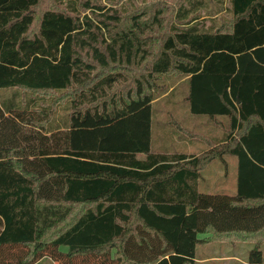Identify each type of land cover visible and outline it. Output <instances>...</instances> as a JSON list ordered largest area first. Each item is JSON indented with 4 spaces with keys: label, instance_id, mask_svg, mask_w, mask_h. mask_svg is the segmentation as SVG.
Segmentation results:
<instances>
[{
    "label": "trees",
    "instance_id": "16d2710c",
    "mask_svg": "<svg viewBox=\"0 0 264 264\" xmlns=\"http://www.w3.org/2000/svg\"><path fill=\"white\" fill-rule=\"evenodd\" d=\"M53 1L30 36L39 0H0V264H196L210 242L253 243L247 262L262 264L264 0H217L225 20L209 25L210 0H182L127 83L132 38L101 34L113 15L100 27L80 18L88 0ZM170 74L192 114L227 122L198 154L152 148L154 92ZM69 89L78 96L58 123L55 99L38 93ZM225 157L237 160L236 192L201 193V172Z\"/></svg>",
    "mask_w": 264,
    "mask_h": 264
},
{
    "label": "rangeland",
    "instance_id": "374dc122",
    "mask_svg": "<svg viewBox=\"0 0 264 264\" xmlns=\"http://www.w3.org/2000/svg\"><path fill=\"white\" fill-rule=\"evenodd\" d=\"M84 1V0H82ZM93 9L80 7V18L90 17L100 27L97 21L101 13H109L113 18H104L106 27H102L101 34L105 43L111 42V38L118 40L132 38L129 45L132 47L133 58L130 62L121 59V66L126 71L125 82L138 76V73L146 72V67L161 50L164 38L169 34L172 24H177L174 19V11L182 0H88ZM227 1V0H226ZM226 1L223 6L226 7ZM217 0H210V9L201 12L200 21L210 20L217 23L224 22V8L222 4L217 5ZM53 0H39L36 8L33 9L36 20L30 29L29 35L36 33L38 20L45 10L58 9ZM92 11L96 16H92ZM98 15V16H97ZM136 19V20H135ZM134 23H137L135 26ZM117 33V34H115ZM122 39V38H121ZM120 39V40H121ZM119 44H117L118 47ZM171 75V74H170ZM173 84L168 90L162 85L152 103V148L154 151L167 150L169 153L186 151V154H198L207 149V141H218L227 130V122L224 125L210 119L205 115L192 114L188 108L186 97V84L182 78L172 74L167 82ZM125 89H128L125 85ZM39 96L48 98L54 120L61 123L72 109V99L78 94L69 89L62 94L38 93ZM71 99V100H70ZM220 119V118H219ZM189 131L193 136L186 134ZM188 146V147H187ZM185 148V149H183ZM237 160L235 157H225V162L215 160L201 172L198 190L206 194L233 195L236 192ZM253 243L243 242L232 247L223 242H211L205 245H198L196 258H205L203 264H235L229 262L210 260L211 257L237 256L242 261L247 258ZM264 261V244L261 246ZM37 264H53L48 258L41 259ZM240 264V263H236Z\"/></svg>",
    "mask_w": 264,
    "mask_h": 264
},
{
    "label": "crops",
    "instance_id": "0c3cea01",
    "mask_svg": "<svg viewBox=\"0 0 264 264\" xmlns=\"http://www.w3.org/2000/svg\"><path fill=\"white\" fill-rule=\"evenodd\" d=\"M188 147V146H187ZM183 149H185V148H183ZM186 151H184V150H182V152L180 151L179 153H185ZM189 155V154H188ZM211 243V242H210ZM223 243H225V242H223ZM208 244V243H207ZM225 244H227V243H225ZM239 243H237V244H235V245H231L232 247H236V245H238ZM201 245H205V244H201ZM229 245V244H228ZM197 248V247H196ZM196 254V253H195ZM210 260H215V261H222V262H231V263H240V264H249L248 262H247V259H245V260H241L240 258H238L237 256H219V257H211V258H209ZM195 261H196V264H203V263H205V258H200V259H197L196 258V255H195ZM262 264H264V261H263V263Z\"/></svg>",
    "mask_w": 264,
    "mask_h": 264
}]
</instances>
